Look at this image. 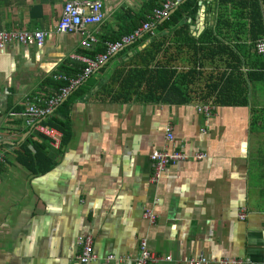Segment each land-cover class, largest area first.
<instances>
[{
  "label": "crops",
  "instance_id": "crops-1",
  "mask_svg": "<svg viewBox=\"0 0 264 264\" xmlns=\"http://www.w3.org/2000/svg\"><path fill=\"white\" fill-rule=\"evenodd\" d=\"M69 1L0 0V32L47 34L39 49L13 44L0 52V264H79L77 242L85 236L96 258L88 264H131L143 239L155 256L170 259L156 264L199 257L207 264H264V71L254 45L245 55L249 43L232 42L231 28L215 25L217 0H195L191 17L182 13L170 23L176 7L152 35L110 58L61 102L68 103L66 146L58 130L41 123L59 136L54 144L19 114L27 105L43 108L64 88L59 78L80 74L82 65L70 56L104 54L164 0H153L158 6L149 13L150 0H100L105 16L87 29L94 41L89 50L81 36L53 33ZM32 6L39 7L38 16ZM233 58L239 71L226 79ZM146 67L164 71L163 79L173 72L163 94L187 101H135L141 91L128 75ZM249 72L259 80L251 83ZM218 95L222 99L213 102ZM166 128L187 158L167 166L154 185L149 155L165 149ZM33 144L45 145L41 169L19 161L24 150L35 156ZM197 154L204 158L194 159ZM147 210L154 223L143 217Z\"/></svg>",
  "mask_w": 264,
  "mask_h": 264
},
{
  "label": "built area",
  "instance_id": "built-area-1",
  "mask_svg": "<svg viewBox=\"0 0 264 264\" xmlns=\"http://www.w3.org/2000/svg\"><path fill=\"white\" fill-rule=\"evenodd\" d=\"M183 0H164L160 7L152 10L151 15L135 28L133 32L121 38L120 41L114 44L107 45L104 54L96 56L94 59H88L79 55L70 56V60L82 65V71L75 78L65 80L59 78L60 81L66 82L65 88H60L59 92L53 98L44 102V107L39 108L34 105H27L22 113L24 123L36 135L51 140L54 144L57 143L59 136L55 131L44 127L41 121L51 112V110L64 101L77 88L82 86L85 81L95 72L104 66L110 58L117 55L127 46L139 40L142 36L152 35V30L158 20L164 18L172 9L176 8ZM103 3L100 0H72L64 3L60 17L53 27V33L57 35H78L83 39V47L89 50L94 43L91 35L87 32L88 27L100 25L104 20ZM47 34L45 32H0V52H4L8 46L17 45L25 48L39 49L43 46ZM254 52L258 56H264V35L261 40L254 44ZM197 112H207L205 107H196ZM210 115V114H209ZM1 118V113H0ZM166 147L162 150L152 151L149 155L152 161V176L151 184H157L162 172L167 166L174 165L179 161L187 158L186 153L177 145L174 144L173 138L168 128H166ZM1 143V138H0ZM203 154L194 155V159L201 160ZM3 161L0 155V163ZM143 217L150 223H154L155 214L151 210L144 211ZM245 217L243 209H240L238 218L242 220ZM77 245L81 249L80 255L77 257L79 264H88L96 260L92 251V240L89 236L79 239ZM113 257H108L107 262L113 261ZM160 261L169 262L168 257L162 259L155 256L149 251L146 240H140L138 243V251L136 257L131 261V264H156ZM185 264H207L206 260L199 257L196 260H186ZM218 264H241L237 260H221Z\"/></svg>",
  "mask_w": 264,
  "mask_h": 264
},
{
  "label": "trees",
  "instance_id": "trees-1",
  "mask_svg": "<svg viewBox=\"0 0 264 264\" xmlns=\"http://www.w3.org/2000/svg\"><path fill=\"white\" fill-rule=\"evenodd\" d=\"M146 13H149L154 7L158 6L155 1L150 0ZM160 4V3H159ZM216 8L219 9L216 19V26H226L231 28V40L232 42H247L249 46L245 47V55H247L248 49H252L253 45L263 38V29H264V0H217ZM196 11V1L193 0H184V2L180 3L177 8L174 10L173 14L168 18L170 23H176L175 16L177 19H180L182 13H186V16H192ZM145 20V16H142L141 21ZM180 22V21H179ZM167 23V22H166ZM164 23V24H166ZM163 24V25H164ZM133 30V29H132ZM154 48L155 43H152ZM226 53L229 57H232L233 52L226 48ZM150 52V51H147ZM256 61L261 59V62L258 66V70L264 71V58H260L258 56H254ZM234 61H230L229 69L230 74L226 79L231 76L236 77V74L239 71L240 63L233 58ZM164 72V71H163ZM163 72L153 71L151 72L147 67L145 70L134 71L135 76L128 75L132 77L133 80H136L139 85H136L135 88H140V92H135V101H141L144 103H180L187 101V99L183 98L180 100H174L173 96L171 97V93L169 95L163 94V91H166L168 85L173 82V76L175 75L173 72H170L167 76V79H163L161 74ZM164 74V73H163ZM233 74V75H231ZM173 75V76H172ZM187 75V74H185ZM184 75V76H185ZM225 74L221 75V80H223ZM231 75V76H230ZM248 78L251 79V83L258 81L259 74H254V72H249L246 74ZM147 76V77H146ZM172 76V78H171ZM180 77V76H179ZM74 78V77H73ZM176 78V77H175ZM184 78V77H183ZM165 82L162 85H158V81ZM182 81V80H181ZM178 82L176 79L175 83ZM64 88L67 86L66 82L63 83ZM177 89V88H176ZM161 91L162 93L159 96L155 95V92ZM179 92V91H178ZM221 98L220 95L216 96L212 101H219ZM114 101H128L126 98L118 99L114 98ZM68 114V103H61L56 107L53 115L45 122H42L43 125L53 127L61 133V143L66 146L71 138V130L66 121V116ZM60 116L65 117V119H59ZM60 143V145H61ZM35 149V156H29L28 152L24 150L22 155H19V161L24 167L31 169L32 163L36 164L39 169L43 167L44 159H42V151L45 149L44 144L36 145L33 144ZM28 158V160H26ZM48 169V168H47Z\"/></svg>",
  "mask_w": 264,
  "mask_h": 264
},
{
  "label": "water",
  "instance_id": "water-1",
  "mask_svg": "<svg viewBox=\"0 0 264 264\" xmlns=\"http://www.w3.org/2000/svg\"><path fill=\"white\" fill-rule=\"evenodd\" d=\"M31 11L34 12V16H38V12H39V7L38 6H32L31 8Z\"/></svg>",
  "mask_w": 264,
  "mask_h": 264
}]
</instances>
